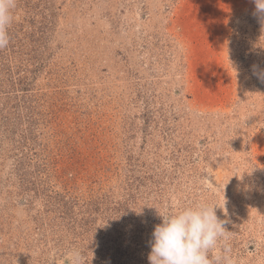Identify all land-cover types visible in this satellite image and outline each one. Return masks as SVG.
<instances>
[{
    "label": "rangeland",
    "instance_id": "1",
    "mask_svg": "<svg viewBox=\"0 0 264 264\" xmlns=\"http://www.w3.org/2000/svg\"><path fill=\"white\" fill-rule=\"evenodd\" d=\"M252 0H16L0 49V264H149L159 214L223 205L264 264V28Z\"/></svg>",
    "mask_w": 264,
    "mask_h": 264
},
{
    "label": "clouds",
    "instance_id": "2",
    "mask_svg": "<svg viewBox=\"0 0 264 264\" xmlns=\"http://www.w3.org/2000/svg\"><path fill=\"white\" fill-rule=\"evenodd\" d=\"M254 15L264 28V0H252ZM16 0H0V49L8 47V28L13 22ZM253 74L264 82V69ZM219 208L227 216L226 201L216 204H196L178 208L174 213L159 214L161 222L154 226L151 241L149 264H233L231 247L227 243L228 233L225 224L216 215ZM71 264H88L84 254L77 249L71 252Z\"/></svg>",
    "mask_w": 264,
    "mask_h": 264
}]
</instances>
